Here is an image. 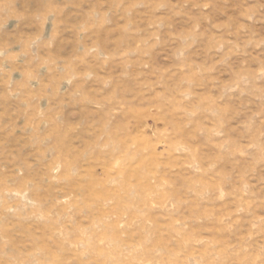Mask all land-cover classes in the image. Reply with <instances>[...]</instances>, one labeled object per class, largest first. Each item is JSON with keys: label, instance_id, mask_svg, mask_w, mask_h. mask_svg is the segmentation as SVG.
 Returning <instances> with one entry per match:
<instances>
[{"label": "rangeland", "instance_id": "374dc122", "mask_svg": "<svg viewBox=\"0 0 264 264\" xmlns=\"http://www.w3.org/2000/svg\"><path fill=\"white\" fill-rule=\"evenodd\" d=\"M0 264H264V0H0Z\"/></svg>", "mask_w": 264, "mask_h": 264}]
</instances>
